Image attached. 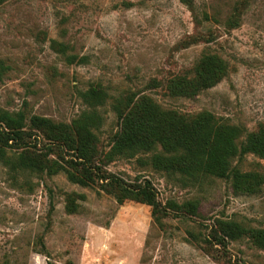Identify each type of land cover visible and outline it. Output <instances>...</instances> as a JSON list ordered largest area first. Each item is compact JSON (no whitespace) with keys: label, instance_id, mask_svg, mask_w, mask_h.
<instances>
[{"label":"rangeland","instance_id":"374dc122","mask_svg":"<svg viewBox=\"0 0 264 264\" xmlns=\"http://www.w3.org/2000/svg\"><path fill=\"white\" fill-rule=\"evenodd\" d=\"M188 1L4 0L0 108L70 123L88 108L81 92L100 84L106 100L96 108L93 132L101 155L117 128L110 102L128 91L165 110L209 111L243 132L254 130L264 123V0ZM235 8L238 25L230 28L225 22ZM56 42L82 61L68 62ZM208 53L224 60L225 76L192 97L169 94L168 81L192 76ZM45 143L38 136L29 144L42 151ZM146 156L102 166L127 183L149 181L163 210L157 219L149 205L119 204L97 184L72 183L63 172L13 171L0 158V264H264V250L245 238L221 248L207 236L216 218L264 228V184L247 195L215 176L185 183ZM241 168L264 173V159L246 154ZM69 192L84 195L75 212L65 209ZM191 199L196 214L166 204Z\"/></svg>","mask_w":264,"mask_h":264},{"label":"trees","instance_id":"16d2710c","mask_svg":"<svg viewBox=\"0 0 264 264\" xmlns=\"http://www.w3.org/2000/svg\"><path fill=\"white\" fill-rule=\"evenodd\" d=\"M4 0H0V4ZM190 6L188 0H181ZM238 10L226 19V26L238 25ZM55 49L72 63L82 61L74 54H67V44L56 42ZM192 76L177 75L167 83V92L174 96L192 97L212 87L226 74V63L216 54H203L195 63ZM80 96L88 108L70 123L32 115L22 111L0 108V144L18 149L7 155L0 149V158L13 171L47 174L63 172L66 178L81 186L97 184L99 189L111 194L122 204L125 201L145 203L151 207L154 218L162 212L155 191L147 180L127 183L120 176L106 170L103 164L114 158H132L150 154L152 164L165 170L185 183H201L208 177L228 180L232 190L252 195L261 192L264 173L243 170L241 163L246 154L264 159V123L252 131H244L238 125L218 120L209 111L180 113L165 110L150 96L137 92H125L112 98L110 108L115 114L117 128L111 136L109 150L101 155L97 149L98 137L96 108L105 103L106 94L100 84L91 85ZM46 140L41 151L31 146L32 137ZM9 141L11 144H8ZM65 209L77 211V199L83 194L66 193ZM167 207L196 214L198 202L187 200L181 204L166 202ZM52 206V204H51ZM208 238L221 248L232 240L247 239L264 250V228L245 225L235 219L216 218L209 228Z\"/></svg>","mask_w":264,"mask_h":264}]
</instances>
